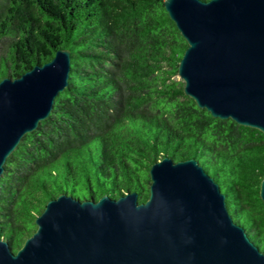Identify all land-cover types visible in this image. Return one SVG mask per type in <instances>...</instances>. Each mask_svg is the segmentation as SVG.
<instances>
[{
  "label": "trees",
  "instance_id": "obj_1",
  "mask_svg": "<svg viewBox=\"0 0 264 264\" xmlns=\"http://www.w3.org/2000/svg\"><path fill=\"white\" fill-rule=\"evenodd\" d=\"M164 0H0V79L59 48L67 86L24 134L0 175V236L15 252L59 193L148 196L149 166L193 157L218 184L233 221L264 252V133L213 118L176 79L187 47Z\"/></svg>",
  "mask_w": 264,
  "mask_h": 264
},
{
  "label": "water",
  "instance_id": "obj_2",
  "mask_svg": "<svg viewBox=\"0 0 264 264\" xmlns=\"http://www.w3.org/2000/svg\"><path fill=\"white\" fill-rule=\"evenodd\" d=\"M186 41L177 65L183 93L213 118L264 133V0H164ZM59 48L18 77L0 79V175L68 83ZM148 196L97 200L59 193L34 218L15 252L0 236V264H264V252L234 222L218 184L193 157L148 169ZM264 204V175L259 185Z\"/></svg>",
  "mask_w": 264,
  "mask_h": 264
},
{
  "label": "rangeland",
  "instance_id": "obj_3",
  "mask_svg": "<svg viewBox=\"0 0 264 264\" xmlns=\"http://www.w3.org/2000/svg\"><path fill=\"white\" fill-rule=\"evenodd\" d=\"M176 79H178V80H180L179 78H178V76H176ZM181 81V80H180ZM182 82V81H181ZM183 83V82H182Z\"/></svg>",
  "mask_w": 264,
  "mask_h": 264
}]
</instances>
